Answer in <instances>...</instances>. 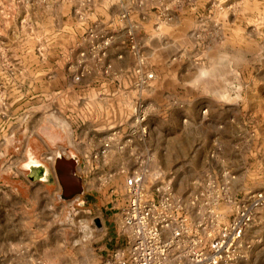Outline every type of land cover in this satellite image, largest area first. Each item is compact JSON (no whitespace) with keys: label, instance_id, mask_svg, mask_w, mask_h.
Returning <instances> with one entry per match:
<instances>
[{"label":"rangeland","instance_id":"374dc122","mask_svg":"<svg viewBox=\"0 0 264 264\" xmlns=\"http://www.w3.org/2000/svg\"><path fill=\"white\" fill-rule=\"evenodd\" d=\"M99 1L0 0V70L8 78L14 77L19 72V56L33 52L41 57L40 54L46 46L61 43L60 35L57 33L62 30L75 32L76 35L78 30L82 34V24L85 38L90 31L98 34L100 29L97 22L90 21L84 24L85 19H80L79 9L81 6L92 7V4H98ZM101 1L106 4L109 2ZM191 1L179 0L176 3L179 6L176 8L180 9L182 5L188 7ZM145 2L157 16H161L159 14L161 12L170 19L169 10L162 5L163 0ZM213 3L214 1L210 3L216 31L213 38L201 39L197 35L182 37L179 43L167 42L168 40L162 37L165 29L162 31L163 27H160L157 30L159 25H153L154 33H158L153 36L158 39L162 50L160 54L148 57L144 54L146 69L155 75V80L150 85L151 87L154 84L153 89L148 87L142 93V99L149 107L147 117L149 131L145 141L138 143L132 151L129 149L123 153L111 151L115 155L109 163H105L104 159H93L108 131H93L92 128L95 123L97 126L106 123V116L102 118V111L106 112L108 104L111 105L108 100H103L104 103H94L93 99L96 97L94 92L90 94L82 92L80 98L72 96L71 99L74 101L69 99L71 105L67 104V107L60 110L53 103H47L39 107L40 113L35 116H31L30 113L28 115V112L21 114L17 120L21 124L19 134L21 140L17 143L16 152L22 150V130L25 127L31 136L24 147L23 161L11 168V173L20 180L16 192L19 193L21 203L18 212L11 214L6 211V215L0 218V241L4 242L2 251L8 248L6 240L17 239L20 242L17 248L20 250L17 253L20 260L35 257L40 264H103L114 246L104 241L105 236L103 239L99 238L103 230L96 231L93 226L96 224H91L89 219L93 230L90 238L78 231L76 222L81 216V208L89 209L91 215H96L107 204L122 206L124 203L121 194L122 180L118 173L136 167L141 161L144 163L143 169L149 173L155 170L163 171L166 177L172 180L174 191L181 196H187L195 191L206 176L220 178L224 171L235 176L231 183V192L234 195L239 197L247 190L264 191V0H243L239 7L240 14L245 17L241 24L244 32V54L224 53L227 46H232L228 45L227 41L224 43L222 38L224 33L222 20L226 11L217 5L218 2ZM176 12L172 13L176 15ZM208 13L209 8L200 9L198 21H204ZM232 15L229 12L230 23ZM72 16L76 17L77 22L71 20ZM228 22L224 21V25ZM75 26H78L77 29ZM127 30L133 31V26ZM68 40L65 37V45L72 39ZM210 40L215 41L217 49H213L211 53L208 49H201L204 52H199L198 49L210 45ZM90 43L88 38L83 41L85 47H89ZM168 62L174 64L185 62L186 66L192 69L188 90L206 92L207 96H211L214 107L219 106L220 109L243 108L240 111L241 118L236 120L231 116L229 123L232 127L225 125L223 121L210 123L208 120L201 125L197 118L195 102L188 97L185 98L186 102H181L168 94L172 89L171 87H168L170 91L167 89L169 77H165L169 74L165 64ZM126 75L127 72L122 73L119 78L124 80ZM162 83L164 87L160 86ZM145 92L149 94L148 97L144 96ZM117 96L116 104L123 100L120 95ZM133 97L130 101L127 100L128 105L125 109L127 114ZM202 110L200 117L209 119L210 110L207 109L205 115H202ZM237 110H230L229 113L234 115ZM119 120L123 121V118ZM41 125L43 127H40ZM252 131L255 136L251 138ZM33 140L43 144L46 142L54 156L59 152L66 158L71 154L78 157L79 154L76 152H80L91 158V166L97 167L95 170L93 168L94 173L91 174L94 177L93 190L97 191L93 201L90 202L88 198L93 190L88 192L90 194L84 190L83 195L69 201H61L55 195L49 200L45 194L30 199L29 194H32V190L26 189V181L37 185L38 181L32 178L37 179L39 173L37 170L26 168L34 164L32 162L26 164L28 158L34 157L38 164L47 170L43 181L49 178V166L55 159L54 157L51 161L46 160V157L50 156L47 154L48 151L35 149L31 143ZM82 163L85 164L86 161ZM81 170L86 172H81L82 176L85 174L88 176V171L84 168ZM52 185L56 188L58 182L53 181ZM117 212V209L113 211L114 214ZM3 218L6 219L5 222ZM112 218L113 216L109 219ZM5 226L10 228L7 229ZM245 239L250 244V249L247 256L236 264H264V222L256 220L246 231ZM28 240L29 244L26 243ZM25 264L29 262L26 261Z\"/></svg>","mask_w":264,"mask_h":264},{"label":"crops","instance_id":"0c3cea01","mask_svg":"<svg viewBox=\"0 0 264 264\" xmlns=\"http://www.w3.org/2000/svg\"><path fill=\"white\" fill-rule=\"evenodd\" d=\"M108 1L109 2L106 4L102 3L100 0L98 4H92V7L81 6L80 9L78 8L79 11H81L80 19H85L83 21L84 24L90 21L97 22L100 29L98 30V34H112L111 36H113V41L107 50V54L101 61H97L96 53L91 48L93 43H90L89 47L83 45V41H86V38L85 29H83V25L81 24L83 30L82 34H80L78 30L77 35L75 32H63V30L58 32L57 35H60L61 43H54L46 46L40 54L41 57L35 55L33 52L26 53L24 54L25 56H19V72L14 77L8 78L7 75L0 70V218L6 215V211L11 212V214L18 212L21 203L19 193L16 192L17 184L20 180L16 179V176L11 173V168L23 161L24 147L26 146L25 144L29 142H27V140H29L28 138H30L29 136H31V133L27 131L28 128L25 127L22 130V150L16 152L17 143L21 140L19 139L21 124L17 120L22 113L28 112V115L30 113L31 116H35L40 113L39 107L47 103H53L57 106L58 110H60L67 107V104L69 106L71 105L69 99L74 101V99H71L72 96H78V98H80L82 92H87L86 94L94 92L96 94V97L93 99L95 101L94 103H104L103 100H108V103L111 105L108 104L106 112L104 110L102 111L104 115H102V118L106 116V123L101 126H97L95 123L92 130L106 132L113 128H121V130L126 129L125 124L128 121V114L125 113V109L128 105L127 102L135 95V92L130 88L128 81L126 79L121 80L119 75L128 72L133 66V60L127 45V29L130 28L131 25L133 26V33L139 52L143 56L145 54L147 57L160 54L162 46L159 44L158 39L154 38L158 33H154L152 29L153 25H159L157 30L160 29V27H163L162 31L165 29L166 32L162 37L168 40L167 42L175 41L179 43L182 37H194L197 35L201 37V39L213 38L216 31L214 27V16L212 17L213 8L212 5L210 6V3L214 1L213 4L218 2L217 5L222 6L226 11L222 20V25L224 27L222 38H224V43L227 41L228 45L231 44L232 46H227L224 53L244 54L243 52H245L244 32L241 27V24L245 21V17L242 16L239 11V7L243 4V0H192L191 3L188 4L189 8L182 5L179 7L180 9L176 8L179 6L176 4L179 0H163L162 5L169 10L170 19L161 12H159L161 16H157L153 13L150 9L151 6H149L145 0ZM206 7L209 8L208 15L204 17V21H198L199 10ZM174 11H177L176 15L172 13ZM229 12L233 14L231 16V23L228 22ZM124 13H128L126 19L122 18ZM71 20L76 21V17L72 16ZM224 21L228 22V24L225 23L226 25H224ZM128 24L130 26H128ZM75 27L77 29L78 26ZM65 37L69 40L72 39L70 42H67V45H65ZM212 41L213 40H210L209 46H204L198 49V51L204 52L201 51V49H208L210 51L209 53H211L213 49H217L215 41ZM222 50L223 48L221 51ZM14 61L17 62L15 59ZM165 64H167L166 67L169 71V74L165 76L169 77L167 89L169 90L170 87L172 88L170 89L171 91L169 90L170 92H168V94H171L172 98H176L181 102H186L187 99L185 98L187 97L189 100L195 102L197 106V118L201 125L204 124L205 120H208L210 123L223 121L225 125L232 127V124L229 123L231 116L236 120L241 118L240 111H242L243 108L238 110L236 108L220 109L219 106L214 107L211 96H207L206 92L200 93L188 90V85L192 77V69L186 66L185 62L177 64L168 62ZM77 75H80V78L78 81H75L74 78ZM160 86L164 87L165 85L162 83ZM151 87L150 88L153 89L154 84H152ZM117 95H120L123 100L116 104ZM148 95L149 94L145 92L144 96L148 97ZM183 98L184 100H182ZM89 102L88 100L87 104H89ZM204 108L209 109L211 112L209 119L200 117V111ZM230 110H237V112H234L236 115L229 113ZM117 116L119 119L123 118V121H120ZM207 125L210 124L207 123ZM40 127L43 126L41 125ZM31 143L35 149L48 151L47 154L50 156H47L46 160L51 161L54 159L55 156L52 154V151L48 149L49 147L46 142H44L45 145L43 142L37 140L31 141ZM76 153L79 154L77 175L82 180L84 190L87 194H90L88 192L94 189V177H92L91 174L94 173L97 167L91 166L92 160L88 155L80 152ZM80 154L83 156H81L82 159ZM114 155L115 154L112 152L108 153L104 158L105 163H109ZM82 161H86V163L83 164ZM95 163L98 162L95 161ZM53 164L54 161L52 165L49 166L50 173H48L50 176L45 181H43L44 176L41 175L38 176L37 179L31 177L32 180L38 181L37 185L35 183V185H33L26 181V189L28 191L32 190L33 194H29L30 199L39 198L44 194L49 200H51L54 195L58 197L61 189L59 183L58 186L56 185V188L52 185L53 181L58 182L53 171ZM82 168L88 171V176H86V174L82 176L81 172H85L81 170ZM95 193L97 194V191L93 190L90 194L91 196L88 197L90 202L93 201L96 195ZM121 194L124 198L122 206L113 205L112 203L107 204L103 206L100 213L96 215H91L89 209L81 208L80 211V217H85L89 219L91 224H96V226L93 225L94 229L103 230L99 238L103 239L105 236L104 241L112 243L114 249L125 245V237L119 232L121 211L125 207V196L122 190ZM116 209L118 212L114 214L113 211ZM111 216H113L112 220L109 219ZM2 220L4 222L6 221L5 218ZM5 228L9 229L10 226H5ZM5 242L8 244V248L2 251L4 242L3 240L0 241V254H2L0 255V264H25V262L28 261V259L20 260L19 256H17V253L20 251L19 249L17 250L20 243L17 239L6 240ZM26 243L29 244L30 240ZM33 243L34 242H32V244Z\"/></svg>","mask_w":264,"mask_h":264},{"label":"built area","instance_id":"2783aa9c","mask_svg":"<svg viewBox=\"0 0 264 264\" xmlns=\"http://www.w3.org/2000/svg\"><path fill=\"white\" fill-rule=\"evenodd\" d=\"M127 15L124 13L122 18ZM86 38L93 43L97 61H101L112 36L90 31ZM127 45L133 66L126 80L135 95L129 105L126 129L109 130L94 160L104 159L111 151H132L148 135L149 107L142 93L155 75L146 69L132 30L127 31ZM79 78L77 75L74 80ZM201 113L205 115L207 109ZM254 136L252 131L250 137ZM143 164L141 161L118 173L125 196L119 226L125 245L114 249L103 264H236L247 256L250 244L245 239L246 231L256 220L264 222V191L247 190L238 197L231 192L235 176L224 171L220 178L206 176L195 191L181 196L163 171L149 173ZM76 225L83 236L90 238L93 230L87 218H78ZM28 262L40 264L35 257L28 258Z\"/></svg>","mask_w":264,"mask_h":264},{"label":"water","instance_id":"95a60500","mask_svg":"<svg viewBox=\"0 0 264 264\" xmlns=\"http://www.w3.org/2000/svg\"><path fill=\"white\" fill-rule=\"evenodd\" d=\"M30 161H34L32 163L36 164L30 165V167H26V164H29ZM26 164L24 165L26 168L37 170L39 176L45 175L46 169H44L41 164H38L37 160L34 157H29ZM77 165L78 157L74 154H71L70 157L66 158L59 152L56 153L53 164V171L60 185L61 192L58 195V198L61 201H69L77 196H81L84 194L82 180L77 175Z\"/></svg>","mask_w":264,"mask_h":264}]
</instances>
